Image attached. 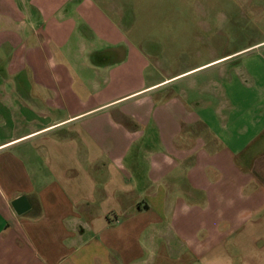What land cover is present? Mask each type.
Returning <instances> with one entry per match:
<instances>
[{"label":"crops","instance_id":"obj_1","mask_svg":"<svg viewBox=\"0 0 264 264\" xmlns=\"http://www.w3.org/2000/svg\"><path fill=\"white\" fill-rule=\"evenodd\" d=\"M138 2L0 0V264H264V68L160 76Z\"/></svg>","mask_w":264,"mask_h":264},{"label":"rangeland","instance_id":"obj_2","mask_svg":"<svg viewBox=\"0 0 264 264\" xmlns=\"http://www.w3.org/2000/svg\"><path fill=\"white\" fill-rule=\"evenodd\" d=\"M136 6V24L148 30L143 45L160 76L195 68L179 77L187 80L223 66L239 73L264 68V0H139Z\"/></svg>","mask_w":264,"mask_h":264},{"label":"water","instance_id":"obj_3","mask_svg":"<svg viewBox=\"0 0 264 264\" xmlns=\"http://www.w3.org/2000/svg\"><path fill=\"white\" fill-rule=\"evenodd\" d=\"M12 206L15 211L21 215L31 208L30 201L26 195H20L12 201Z\"/></svg>","mask_w":264,"mask_h":264}]
</instances>
